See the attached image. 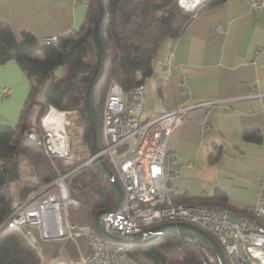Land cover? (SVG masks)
<instances>
[{
    "label": "crops",
    "instance_id": "1",
    "mask_svg": "<svg viewBox=\"0 0 264 264\" xmlns=\"http://www.w3.org/2000/svg\"><path fill=\"white\" fill-rule=\"evenodd\" d=\"M87 13L80 1L0 0V22L8 24L17 39L30 31L41 44L46 36L80 28ZM171 48L178 66L168 74L162 61ZM143 83L145 118L164 109L186 108L183 123L169 139L181 165L180 176L172 181L181 197L228 206L238 219L264 183V9L247 0H225L197 11L176 38L163 39ZM3 85L10 86L11 93L4 94ZM252 87L259 94H250ZM31 88L17 61L0 63V125L18 124ZM46 89L39 102L45 101ZM39 109L35 105L32 111ZM247 130H255L259 138L246 137ZM218 193L225 199L219 200ZM68 221L79 223L82 234L45 238L37 226L31 235L24 233L35 244L41 264H79L91 251L87 234L97 231L91 208L80 201L69 205L63 210V222ZM120 264L140 263L126 254Z\"/></svg>",
    "mask_w": 264,
    "mask_h": 264
},
{
    "label": "trees",
    "instance_id": "2",
    "mask_svg": "<svg viewBox=\"0 0 264 264\" xmlns=\"http://www.w3.org/2000/svg\"><path fill=\"white\" fill-rule=\"evenodd\" d=\"M224 1L202 0L194 10H187L177 8L182 7L178 0H105L106 13L101 29L106 59L103 76L94 92L100 122L104 97L113 78L124 88L143 83L153 71V59L163 39L176 38L195 11ZM98 15V0H91L85 23L49 44L39 43L30 31H23L17 39L11 27L0 22V63L14 59L32 84L18 124L0 125V223L18 203L56 175L43 147L25 136V132L32 129L28 121L33 106L39 105L40 112L49 105L60 110H76L83 126L76 139L92 151V123L84 102L97 60L93 26ZM36 52H41L42 56L35 57ZM45 84V101L39 102L37 94ZM99 94L101 102H98ZM43 129L40 119L36 130L43 132ZM245 136L259 138L255 130L245 131ZM68 159L73 160V164L65 167ZM23 160L33 164L31 174L22 170ZM55 163L60 170L66 171L79 161L73 157H57ZM69 189L72 197L91 208L94 224L96 212L115 202L112 182L96 165L76 171L71 176ZM225 197L217 194L219 200ZM180 200L191 202L184 195ZM120 245L140 264H203L204 249L212 251L204 240L182 231H166L155 240ZM0 264H41L35 244L22 229L0 228ZM214 264L219 262L216 260Z\"/></svg>",
    "mask_w": 264,
    "mask_h": 264
},
{
    "label": "built area",
    "instance_id": "3",
    "mask_svg": "<svg viewBox=\"0 0 264 264\" xmlns=\"http://www.w3.org/2000/svg\"><path fill=\"white\" fill-rule=\"evenodd\" d=\"M71 1H80L87 7L91 2ZM247 1L257 10L264 9V0ZM197 5L183 8L194 10ZM58 37L46 36L44 43H54ZM162 63L168 74L178 66L173 48ZM2 91L8 94L12 88L3 85ZM250 94L259 93L252 87ZM145 96L144 83L124 88L113 78L104 97L99 154L110 165L123 189V200L118 209L102 214L105 229L131 239L142 238L151 227L164 222H190L206 230L224 247L228 264H264V183L260 185L256 200L244 206L238 219L232 218L231 208L225 205L180 200L182 192L172 181L180 176L181 165L177 153L169 148V139L183 123L186 108L164 109L145 118ZM56 124L58 133L48 129L44 122L43 132H25L43 147L55 177L18 203L0 223V228L17 227L31 235L32 227L37 226L45 238L82 234L79 223L63 222V210L79 203L70 194L71 176L83 167L95 166L96 155L91 153L86 160L68 170H60L55 158L72 157L66 124ZM203 124L208 126L204 119ZM87 237L91 251L81 257L79 264H120L126 255L120 243L95 232L88 233ZM204 253L203 264L218 261L213 251L204 249Z\"/></svg>",
    "mask_w": 264,
    "mask_h": 264
},
{
    "label": "water",
    "instance_id": "4",
    "mask_svg": "<svg viewBox=\"0 0 264 264\" xmlns=\"http://www.w3.org/2000/svg\"><path fill=\"white\" fill-rule=\"evenodd\" d=\"M98 10L99 15L95 21L93 26V36L95 42V49L97 60L95 63L94 72L91 76L90 82L88 84L86 94H85V107L89 114L91 123H92V155H96L95 164L101 170L106 178H108L115 189V202L112 206L100 209L95 214V224L97 231L99 234L105 239L115 242V243H137V242H145L150 240H155L160 238L166 231H182L189 235H194L204 240L212 249V251L217 255L219 264H228L225 252L219 242L206 230L203 228L185 221H169L164 222L158 225L151 227L142 238H127L118 236L114 233H111L105 229L101 222V217L103 213L109 211H115L120 206L123 200V189L121 182L113 173L110 165L103 159V157L99 154L100 146H101V123L98 117V114L95 110V102H94V92L98 81L102 78L104 67H105V59H106V51L104 47L103 37H102V22L106 13V5L105 0H98Z\"/></svg>",
    "mask_w": 264,
    "mask_h": 264
},
{
    "label": "rangeland",
    "instance_id": "5",
    "mask_svg": "<svg viewBox=\"0 0 264 264\" xmlns=\"http://www.w3.org/2000/svg\"><path fill=\"white\" fill-rule=\"evenodd\" d=\"M178 2H179V0H178ZM177 8H183V7H177ZM35 57L40 58L41 57V53L40 52H36L35 53ZM45 87L47 88V84L42 85L40 87L39 92L37 94V100H38L39 95H41V90H44ZM98 102H101L100 94L98 95ZM48 109H50L49 106L45 107L43 112H40V109H39L38 111H35L34 113L31 110V112L29 114V121H28L29 125L32 128L31 130H33L35 132L37 131L36 128H37V125H38V121L40 119H41V123L43 125L44 115L46 114ZM61 111H66V113H65L66 121L63 122V123L66 124V130H67V132L69 134L70 140H72L70 142V145H71V147H70V155H71V157L74 158V160L82 162V161L86 160L90 156L91 149L86 144L82 143L80 141V139H76L78 133L81 132L82 127H83L82 123H81V118L79 117L78 112L76 110L75 111L74 110H61ZM68 121H69V124H67ZM44 123L47 124L45 122V120H44ZM31 130H29V131H31ZM25 136H27V135L25 134ZM72 137H73V139H71ZM68 160L69 161L66 162L65 167L71 166L73 164L72 163L73 160H70V159H68ZM21 166H22V170L26 174H31L33 172V164L30 161L23 160L21 162Z\"/></svg>",
    "mask_w": 264,
    "mask_h": 264
},
{
    "label": "bare ground",
    "instance_id": "6",
    "mask_svg": "<svg viewBox=\"0 0 264 264\" xmlns=\"http://www.w3.org/2000/svg\"><path fill=\"white\" fill-rule=\"evenodd\" d=\"M179 3L182 7L191 8L193 5H196L198 3V0H179ZM44 120L47 123H44V125L48 129L54 130L58 133L59 130L58 125L56 123L62 124L66 121L65 112L57 109L55 106L52 105L44 115Z\"/></svg>",
    "mask_w": 264,
    "mask_h": 264
}]
</instances>
